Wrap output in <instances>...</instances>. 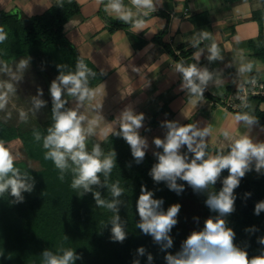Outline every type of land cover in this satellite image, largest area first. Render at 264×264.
<instances>
[{"label":"clouds","instance_id":"1","mask_svg":"<svg viewBox=\"0 0 264 264\" xmlns=\"http://www.w3.org/2000/svg\"><path fill=\"white\" fill-rule=\"evenodd\" d=\"M95 2L97 6L103 4V10L108 16L130 25L138 33L145 29L146 18L157 12L163 6L164 0H130V6L124 0ZM7 39L8 33L0 26V44ZM187 42L194 49L191 54L194 62L180 59L171 67L181 78L180 90L186 93L188 103L195 108L204 103V93L210 86L216 90L212 95L223 96L227 83L223 70L210 69L206 65L202 66L200 62L202 57L209 65L223 62L224 55L211 32L194 31ZM30 62V57L21 58L12 65L0 60V75L6 77L0 80V112H6L5 121L11 119V112H7L9 101L17 92V85L29 69ZM233 66L236 77L232 83L236 85V98L240 100L239 104L234 105L239 111L233 119L242 131L235 134L228 129H221L223 142L216 151H210L208 140L213 134L211 125L200 126L199 122L181 124L176 120H164L160 124L166 130L164 137H154L152 140L156 149H162L153 152L157 162L148 173L154 183L164 182L169 190L179 195L185 190V186L178 181H183L193 192L205 193L206 207L216 213L204 220L201 230H193L173 254L169 251L174 246L170 233L178 224L181 205L174 203L165 210L164 200L154 198V192L142 185L135 204L139 216L136 228L142 234L150 236L153 243L159 246V251L165 253V264H264V247L258 255L250 257L246 247L235 243L236 233L228 226L226 219L235 211V189L240 186L242 178L253 170L264 174V141L251 135L255 126H260V130L264 131V125H259L258 117L253 114L246 87L257 83L256 78L249 77L248 74L261 71L264 65L247 60L245 53L239 51L226 65ZM56 68L58 75L49 87L52 122L47 127L46 134L33 129V138L36 142L42 141L44 159L52 161L59 170L61 181L67 173H71L70 186L79 196L91 193L96 207L112 213L103 228L110 225V239L123 243L128 236L127 221L119 213L121 207L126 206V201L122 199L125 188L119 180L110 182L112 170L116 167L117 153L114 149L105 152L100 141H106L109 136L123 138L129 145L136 164H141L149 148L147 137L140 134L144 127L145 114L136 112L133 105L128 104L101 129V123L106 121L102 114L105 84L100 83L93 87L90 81L98 75H106V72L101 69L97 73L85 63L83 57L77 58L74 70L62 63L57 64ZM132 70L139 71L135 67ZM43 95V89L38 88L37 94L30 98L31 107L19 110L21 122L26 123L29 114L37 115L47 106L48 102L42 98ZM93 138L98 140L89 148V141ZM185 146L186 151H182ZM19 158L20 154L12 150V145L0 139V198L10 196L13 204L24 202V193H31L35 186L34 177L16 166ZM127 166L131 167L130 164ZM225 170L228 175L221 181ZM218 181L222 183V187L216 191L214 186ZM102 189L107 190V198ZM250 196L251 193H245V198ZM261 212H264V200L257 202L254 207L256 216ZM193 219L199 223L198 217ZM256 231L258 229L255 226L245 229L247 233ZM257 243L264 246V236L258 237ZM40 255L41 264H76L77 260L82 259L75 250L64 247L55 252L44 249ZM145 255L147 264H153L154 256L143 246L136 249V258L132 264H141L139 257Z\"/></svg>","mask_w":264,"mask_h":264},{"label":"crops","instance_id":"2","mask_svg":"<svg viewBox=\"0 0 264 264\" xmlns=\"http://www.w3.org/2000/svg\"><path fill=\"white\" fill-rule=\"evenodd\" d=\"M56 1L58 0H0V9L28 18L45 13ZM74 1L77 8L64 24V33L81 57L106 72L103 80L97 84L104 83L106 92L102 97V114L106 121L101 123V129L126 105L132 104L136 112L145 114L144 127L140 134L147 137V152L151 155L154 151H161L155 148L152 140L154 137H164L166 130L160 127L164 120H176L181 124L191 121L199 122L200 126L211 125L213 134L208 140L210 151H215L223 142L221 129H228L235 134L242 131L233 119L239 110L225 105L231 91L237 89L232 83L236 77V69L226 65L239 51L245 53L247 60L264 65V53L256 56L251 42L258 39L261 26L264 35V19H253L254 12L264 9V0H240L229 5L224 0H164L163 6L146 18L145 29L138 33L130 25L108 16L103 10V4L97 6L95 0ZM104 2L107 3V0ZM124 3L130 6V0H124ZM198 30L211 32L224 55L223 62L210 65L202 57L201 65L210 69H222L227 83L223 96L212 95L216 90L210 86L204 93V103L193 108L188 103L186 93L179 88V74L174 73L171 66L180 59L194 62L191 60L192 53L187 55L182 51L191 48L187 41ZM21 58L27 57L0 60L12 65ZM133 67L139 71H133ZM248 75L264 82V68ZM56 76L48 65L35 64L31 60L29 69L17 85V92L10 98L7 112H11V119H19V110L31 107L30 98L37 94L38 88L43 89L42 98L48 103L37 115L29 114V119L40 124L50 119L49 87ZM4 79L6 77L0 75V80ZM248 102L252 105L253 112L257 108L264 111V100L260 97H253ZM5 115L6 112H0L1 123L19 126V121H5ZM251 135L264 141V131L260 130V126H255ZM97 140L98 138H93L89 141V148ZM6 144H11L12 150L20 154L17 161L22 160V156L26 154L22 140L13 138ZM23 160L35 167L32 169L41 168L37 159L24 157ZM250 173L256 177L260 175L254 170Z\"/></svg>","mask_w":264,"mask_h":264},{"label":"trees","instance_id":"3","mask_svg":"<svg viewBox=\"0 0 264 264\" xmlns=\"http://www.w3.org/2000/svg\"><path fill=\"white\" fill-rule=\"evenodd\" d=\"M240 0H224L225 4H233ZM62 5V6H60ZM77 8L74 0H58L53 6L41 15L21 17L18 13L6 12L0 9V26L8 33V39L0 44V58L13 60L20 56L30 57L35 64L48 65L58 75L57 64H67L74 70L75 62L81 57L76 47L70 42L64 33V24L72 16ZM253 19H264V9L254 12ZM263 28H260L258 39L251 41L255 48L256 56L264 53ZM262 45V46H261ZM262 47V49L260 48ZM193 49L183 50L182 53L190 55ZM264 57V56H262ZM85 63L93 70L100 72L89 60ZM104 78L98 75L90 81L95 87ZM262 96H250L251 98ZM51 111V108H50ZM259 119V124L264 125V111L256 109L253 112ZM51 118L46 122L37 123L26 130L22 127L7 126L0 122V139L5 142L13 138H20L28 157L37 159L41 163L40 169H32L23 162L16 161V166L26 170L35 179L34 190L24 193L22 203H11L12 197L5 195L0 198V264H41V252L44 249L56 251L60 247L72 248L82 259L76 264H132L138 247H145L147 252L154 256L153 264H165V253L159 251L150 236L142 234L136 228L139 216L135 204L140 194L141 186L144 185L154 192V198L163 199V208L174 204L181 205L185 190L177 195L168 189L164 182L154 183L149 176V171L156 158L146 152V157L141 164H136L130 151L129 145L123 138L109 136L101 143L105 152L114 149L117 153L116 167L112 170L110 182L120 181L125 188L122 197L126 206H122L119 215L127 221V239L123 243L113 242L110 239V225L108 223L112 213L106 209L98 208L91 193L79 196V193L71 188V173L65 175V179H59V170L50 160L44 159L42 141L36 142L33 138V129L46 134V129L51 124ZM186 123H192L188 121ZM185 123V124H186ZM218 148L215 149V151ZM162 151V149H161ZM186 151V146L183 149ZM131 165L128 167L127 165ZM228 175L225 170L221 181ZM103 179V177H101ZM185 188L188 186L183 181ZM222 187L220 181L214 186L216 191ZM107 198L106 189L101 190ZM245 193L251 196L245 198ZM237 199L235 211L226 217L228 226L235 233V243L246 247L249 256L258 255L261 246L257 238L264 236V212L259 216L254 214L255 204L264 200V174L258 177L248 172L242 178L240 186L235 189ZM203 199V205L208 212L215 216L205 205V193H197ZM182 210H180L181 212ZM179 212V213H180ZM255 226V233L245 232L246 228ZM175 228V227H174ZM170 235L173 237V254L179 250L181 242L176 235L175 229ZM141 264H147V257H139Z\"/></svg>","mask_w":264,"mask_h":264},{"label":"rangeland","instance_id":"4","mask_svg":"<svg viewBox=\"0 0 264 264\" xmlns=\"http://www.w3.org/2000/svg\"><path fill=\"white\" fill-rule=\"evenodd\" d=\"M49 69L52 71L50 66ZM48 116L51 118V111L49 112ZM18 121L20 122L18 127H22L24 130H26L27 127L34 126L33 124H37V122L33 123L32 119H28L26 123L21 122L19 119H8V122L11 123ZM24 157L27 158L28 156L24 153L22 160L19 162H23L29 168H35L32 167V164H30V166L26 160H23ZM181 210L182 211L178 214V224L174 228L180 241L183 240L184 237H187L193 230H201L203 228L204 220L209 216H212L203 205V199L201 196L193 192L192 188L189 186L185 188L184 196H182ZM193 217H198L199 223L195 222Z\"/></svg>","mask_w":264,"mask_h":264},{"label":"built area","instance_id":"5","mask_svg":"<svg viewBox=\"0 0 264 264\" xmlns=\"http://www.w3.org/2000/svg\"><path fill=\"white\" fill-rule=\"evenodd\" d=\"M257 83L253 85H247V97L249 99L250 96H262L264 97V82L260 79L256 78ZM236 91L237 89H234L231 91L229 98L225 101V105L228 107H231L234 110H239L238 108L234 107V105H237L240 103V100L236 98Z\"/></svg>","mask_w":264,"mask_h":264}]
</instances>
